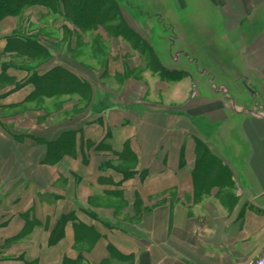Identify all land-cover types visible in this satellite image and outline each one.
Here are the masks:
<instances>
[{"label":"crops","instance_id":"0c3cea01","mask_svg":"<svg viewBox=\"0 0 264 264\" xmlns=\"http://www.w3.org/2000/svg\"><path fill=\"white\" fill-rule=\"evenodd\" d=\"M200 1L233 48L226 66L203 60L188 75L152 45L143 57L135 36L148 43V19L132 38L120 25L79 31L41 5L0 20V264H250L264 253V0ZM15 34L50 57L8 51ZM31 71L49 75L31 82Z\"/></svg>","mask_w":264,"mask_h":264},{"label":"rangeland","instance_id":"374dc122","mask_svg":"<svg viewBox=\"0 0 264 264\" xmlns=\"http://www.w3.org/2000/svg\"><path fill=\"white\" fill-rule=\"evenodd\" d=\"M115 1L117 2V13L113 14V12H109L108 16L112 17V21L107 24L103 23L102 28L108 32L107 26L120 25L119 29L122 35L132 38L135 36L134 30L140 33H148L143 24L148 19L147 23L149 22L148 25L150 27V38L148 43H143L142 40H139L137 36H135V40L142 46L140 51H144L145 54L143 53V57H146L147 60L154 59L147 51L148 47L152 45L161 63L165 64L168 62L170 64L169 71L183 68L186 63L188 65V67L185 68V73L187 75L193 73V70L196 72V65H199L200 70H205L208 67L202 65L203 60H211L213 64L218 67L220 63H223L225 66L228 64L226 63L228 62L226 53L230 48H233V44H229V42L220 39V25H218L219 22L216 17L218 14L213 12L204 2L200 0H186L185 9H178L172 0ZM94 14L95 16H99L96 12H94ZM123 20H125L126 25L129 27L121 25V21ZM185 53L190 55L191 61H195L192 57L194 56L195 58V54H198L197 57L200 56L199 54L203 56L199 57L198 62L192 61V64L189 61L186 62ZM220 59L224 60V62ZM160 72L162 75H167V73H165L167 72L166 70L163 72L162 69ZM201 73H205L207 78H212L208 70L205 72L201 71ZM228 74H230V76H225ZM216 75L217 77L224 75L225 78H232V80L235 81L233 83H237L241 87L242 83H245V85L249 87L246 80L234 74L233 71H222L216 73ZM214 84L218 86L217 80L214 81ZM249 88L252 89V87ZM219 89L224 90L222 88ZM228 90L232 97L239 96V93L236 92V88L229 87ZM243 92L246 93L244 88ZM245 100L250 103V106L254 107V111L259 110L258 103L251 105L249 97Z\"/></svg>","mask_w":264,"mask_h":264},{"label":"trees","instance_id":"16d2710c","mask_svg":"<svg viewBox=\"0 0 264 264\" xmlns=\"http://www.w3.org/2000/svg\"><path fill=\"white\" fill-rule=\"evenodd\" d=\"M35 5L44 6L50 13L61 16L79 31L102 28L103 23L107 24L112 21V17L108 16V13H117L115 0H0V20L6 16H19L27 8ZM94 12L99 16H95ZM121 25H124L123 21H121ZM107 27L111 32H118L116 26L109 25ZM11 39L10 43L8 42V51L11 50L17 55L24 56L28 61L46 60L50 57L47 47L36 36L15 34ZM28 70L32 69L28 68ZM45 75L49 74L46 73L38 77L31 71L29 81L47 78Z\"/></svg>","mask_w":264,"mask_h":264},{"label":"built area","instance_id":"2783aa9c","mask_svg":"<svg viewBox=\"0 0 264 264\" xmlns=\"http://www.w3.org/2000/svg\"><path fill=\"white\" fill-rule=\"evenodd\" d=\"M250 264H264V253L252 260Z\"/></svg>","mask_w":264,"mask_h":264}]
</instances>
